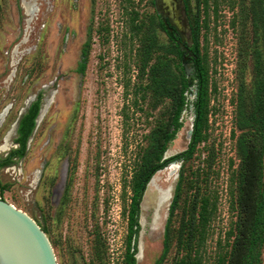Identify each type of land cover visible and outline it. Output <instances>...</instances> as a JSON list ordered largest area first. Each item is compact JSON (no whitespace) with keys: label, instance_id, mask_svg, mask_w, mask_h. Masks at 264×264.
<instances>
[{"label":"rangeland","instance_id":"rangeland-1","mask_svg":"<svg viewBox=\"0 0 264 264\" xmlns=\"http://www.w3.org/2000/svg\"><path fill=\"white\" fill-rule=\"evenodd\" d=\"M238 2L207 0V6H201L202 17L207 13L202 47L211 87L207 141L184 164L185 183L168 239L177 169L163 170L145 191L136 264H180L188 251L179 246L177 234L196 196L209 199L211 215L192 252L195 264H221L230 252L232 239L227 236L237 219L241 162L236 102L242 72L248 89L254 77L253 64L245 67L239 56V20L233 23ZM179 3L191 46L189 16L197 12L196 0ZM154 13L166 28L158 29V41L169 47L171 25L159 0H0V159L17 148L15 123L38 95L43 110L25 157L0 168V198L35 220L57 264L125 263L130 182L139 145L163 111H152L150 101L139 102L135 93L139 33L132 24L148 21ZM248 31L252 40L251 25ZM194 119L191 107L183 112V127L167 157L188 148ZM163 189L171 190V199L160 210ZM261 259L264 264V247Z\"/></svg>","mask_w":264,"mask_h":264},{"label":"trees","instance_id":"trees-1","mask_svg":"<svg viewBox=\"0 0 264 264\" xmlns=\"http://www.w3.org/2000/svg\"><path fill=\"white\" fill-rule=\"evenodd\" d=\"M207 4V0H196L197 12L189 16L192 45L189 46L186 43L185 46L193 54V57L189 59L193 62V65H190L191 79L187 75L185 66L189 62L185 61L181 44L175 40L174 36L168 33L171 41L169 47H163L159 43L158 29L166 31V28L156 13L150 15L148 21L141 19L138 24H132L133 30L139 33V65L135 93L140 95L139 102L150 101L152 111L159 108L163 111L159 112L154 126L143 135L139 145V160L130 182L132 197L128 214L129 232L124 264H136L135 248L140 231L138 216L141 200L150 179L173 159L184 161L169 210L166 225V239H168L170 221L179 207L185 183L184 164L192 159L197 147L207 141L211 87L207 58L202 47V33L207 26L205 22L207 13L204 12L205 17H202L201 8L202 5L207 6ZM238 5V15L234 17L233 23L239 20L238 26L241 30L239 56L241 64L245 67L249 62L253 64L254 77L251 89H248L243 72L240 77L236 102V127L240 131L238 152L241 159L236 177L237 219L234 228L227 236V240L232 239L230 252L226 260L222 259L221 264H262L264 247V0H239ZM248 25L253 27L252 40L248 38L250 34ZM178 40L181 41L180 38ZM259 41L262 47L258 45ZM89 48L88 45L84 50L81 73H84L86 69ZM191 95H195L193 101L190 100ZM41 100L42 95H38L19 119L15 138L17 148L13 149L5 159H0V168L10 166L14 159L25 157L29 141L37 126V118L42 108ZM190 104H193L195 119L189 147L173 159L164 160L170 143L175 140L183 127L181 116ZM195 198L190 217L181 224L177 234L179 246L188 251L180 259V264H195L192 252L210 220L209 199L198 196Z\"/></svg>","mask_w":264,"mask_h":264},{"label":"water","instance_id":"water-1","mask_svg":"<svg viewBox=\"0 0 264 264\" xmlns=\"http://www.w3.org/2000/svg\"><path fill=\"white\" fill-rule=\"evenodd\" d=\"M169 22L170 31L176 30L180 34V44L184 48L182 43L186 42L185 35L173 21L169 19ZM190 57H193V54L186 56L185 60L188 61ZM23 113L21 112L19 119ZM19 119L15 123L14 131H17ZM0 264H57L53 247L41 227L27 213L1 198Z\"/></svg>","mask_w":264,"mask_h":264},{"label":"bare ground","instance_id":"bare-ground-1","mask_svg":"<svg viewBox=\"0 0 264 264\" xmlns=\"http://www.w3.org/2000/svg\"><path fill=\"white\" fill-rule=\"evenodd\" d=\"M174 3L176 4L175 6H174ZM179 4H180L179 0H159V5L161 7V10L163 11V17L173 21L175 23V25H177L178 28L180 29V32L182 34H184V23H183V21L180 20V18H181V10H180ZM41 113H43V110L41 111ZM40 117H41V114H40ZM187 128H188V125L186 124V128L185 129H187ZM188 135H190V132H188ZM181 138H183L182 134L180 136V139ZM176 163L174 165H172L171 167L174 168V169H177V171H178L179 168L176 166ZM162 172H163V170L159 171L155 175V177L158 174L162 173ZM175 175H176V173H173V175H172L173 176L172 179H174V181L176 180ZM155 177L153 178L151 183L148 185V190H149V187L152 186ZM156 188H158V187H156ZM170 199H171V190L170 189L169 190H164V189L163 190H159L158 209L161 210V208L164 207L163 205L165 203H168L170 201Z\"/></svg>","mask_w":264,"mask_h":264},{"label":"flooded vegetation","instance_id":"flooded-vegetation-1","mask_svg":"<svg viewBox=\"0 0 264 264\" xmlns=\"http://www.w3.org/2000/svg\"><path fill=\"white\" fill-rule=\"evenodd\" d=\"M166 21H167V23L169 24L170 22H169V19H166ZM169 27H171V26H169ZM173 36H174V38H175V40L178 42V43H181V41L180 40H178L179 38L181 39V36H180V34L179 33H177L176 32V30H174L172 33H171ZM183 45H184V48L183 47H181V50H182V52H183V54H184V57H186V56H190L191 54H190V51H189V53H188V51H187V47L185 46V44H186V42H184V43H182ZM186 62H189L190 63V65H191V63L192 62H190V60H185ZM189 63L188 64H186L185 66H186V68L187 69H192V68H190V65H189ZM189 71H191V70H189ZM194 98H195V95L193 96V95H191L190 96V100L191 101H193L194 100ZM189 107H191L193 110H194V108H193V104L191 105L190 104V106ZM192 129H193V125H192ZM192 129H191V131H192ZM191 133V136H192V132H190ZM188 147H189V145H188ZM188 149V148H187ZM187 149H185L184 151H182V152H180V153H178V154H176L175 156H173V157H167L166 155H167V151H168V149H167V151L165 152V155H164V160H168V159H173L174 157H176L177 155H179V154H181V153H183V152H185ZM177 162V163H176ZM183 160L182 159H173L172 161H170L168 164H167V166L166 167H164L163 169H161V170H159V171H162V170H165V169H167L168 167H171L172 165H174L175 163H176V166L179 168V170H178V180H179V174H180V170H181V167H182V165H183ZM159 171H157L154 175H153V177L150 179V181H149V183L147 184V188L146 189H148V185L151 183V181L153 180V178L155 177V175L159 172ZM178 180H177V182H178ZM177 185V184H176ZM176 188V187H175ZM174 192H175V190H174ZM173 197H174V195H173ZM172 200H173V198H172ZM169 210H170V208H169ZM169 217V216H168ZM168 220V219H167Z\"/></svg>","mask_w":264,"mask_h":264},{"label":"built area","instance_id":"built-area-1","mask_svg":"<svg viewBox=\"0 0 264 264\" xmlns=\"http://www.w3.org/2000/svg\"><path fill=\"white\" fill-rule=\"evenodd\" d=\"M188 56H189V55H188ZM192 63H193V62H192ZM192 63H191V65H193ZM189 65H190V64H189ZM189 70H191V71H189ZM186 72H189V74L187 73V75H188L189 79H191V75H190V74H191V72H192V69H187V68H186Z\"/></svg>","mask_w":264,"mask_h":264}]
</instances>
